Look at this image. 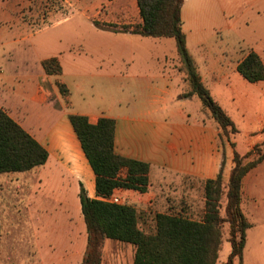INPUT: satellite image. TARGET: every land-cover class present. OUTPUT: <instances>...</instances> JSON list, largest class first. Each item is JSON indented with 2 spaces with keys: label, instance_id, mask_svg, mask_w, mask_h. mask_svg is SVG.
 Segmentation results:
<instances>
[{
  "label": "rangeland",
  "instance_id": "obj_1",
  "mask_svg": "<svg viewBox=\"0 0 264 264\" xmlns=\"http://www.w3.org/2000/svg\"><path fill=\"white\" fill-rule=\"evenodd\" d=\"M4 1L3 7L8 9V13L7 16L0 15V71L6 74V79L0 76L1 101L13 97L16 89L28 91L42 70L41 60L50 57H57L62 62L64 77L69 81H73L72 77L79 69H87L86 72L90 73L99 68L128 74H178L180 83L187 81L173 38L157 41L152 37L122 32L124 25L136 24L140 20L136 0ZM234 7L233 12L226 15L217 4L200 6L197 10L198 17L218 22L216 29H212V22L208 23L205 33V47L214 51L213 54L207 56V51L200 54L202 47L195 50L203 73V69L212 65L231 66L239 55L250 49L258 51L264 60V0H239ZM97 23L101 26L114 24L113 28L120 32L97 26ZM237 75L242 78L240 82L233 80ZM231 78L233 86L214 92L237 123L238 131L231 133L229 139L211 114L203 110L201 103L192 102L190 110L195 112L194 116L199 114L205 123L216 124L225 145H222L220 137L218 143L224 150L232 148L233 152L236 150L241 155L254 148L263 152L264 82L251 83L238 71H233ZM96 85L91 95L94 100L121 101L118 93L122 88L116 81L112 85ZM123 89L127 99L134 101V91L126 82ZM231 97L237 100H231ZM66 105L71 107L67 101ZM254 155L250 159L258 154ZM12 174H0V264L82 262L87 247L82 213L79 219L78 215L66 212L63 206L58 205L59 199L52 197L59 191L52 193L38 176L26 177L20 172ZM178 179L169 191H159L162 198H157L149 209L143 211L147 213L142 217L140 227L145 232L154 230L153 217L157 212L181 214L196 220L202 218L204 183L190 178ZM228 179L224 178V182ZM120 198L123 203L132 204L130 196ZM142 201L141 204L145 202ZM224 206L223 203V215ZM243 210L251 227L247 231L248 245L241 257L243 261L236 264H249L254 253L264 256V165L246 182ZM222 237L217 264H224L231 252L228 223L222 226ZM117 242L112 239L104 242V264H113L112 257L116 255L125 256L129 264L131 251L128 245ZM72 254L75 258L69 263Z\"/></svg>",
  "mask_w": 264,
  "mask_h": 264
},
{
  "label": "crops",
  "instance_id": "obj_2",
  "mask_svg": "<svg viewBox=\"0 0 264 264\" xmlns=\"http://www.w3.org/2000/svg\"><path fill=\"white\" fill-rule=\"evenodd\" d=\"M238 1L184 0L181 9L182 29L186 36L187 47L195 59L202 80L235 123L234 117L214 92L222 87L233 86V80L241 81L242 78L238 75L232 80L231 74L233 71L237 73V65L247 52L239 55L231 66L212 65L210 68L203 69V73L195 50L202 47L200 54L207 51L209 52L206 54L207 56L214 52L205 47L207 44L205 33L208 23L212 22V29H216L218 26L216 19L198 17V8L217 4V6H221V11L226 15L227 12H233L234 5ZM4 4L5 1L0 0V15L7 16L8 9L3 7ZM228 27L230 28V26ZM163 38L168 39L167 37ZM163 38L154 39L162 41ZM256 52L260 55L258 51ZM176 55L178 56L177 49ZM60 63L62 65L61 61ZM86 70H77L72 77L73 81H69L64 77L63 66L61 75H48L42 66L37 79L31 83L28 91L25 92L19 88L15 90L13 97L6 98L4 101L0 100V106L49 152V158L45 164L20 173L26 177L35 176L37 178L38 176L41 178L42 184L46 185L52 193L54 190L59 191L57 196L53 195L52 197L59 199L58 205L63 206L66 212L78 215L80 219L82 211L79 195L82 186L90 197H97L96 176L73 129L69 119L70 113L86 115L93 124H96L101 117L114 118L116 120L114 141L116 153L150 164L151 184L148 191L140 193L127 190L121 195V197L123 195L130 196L132 204L129 205L137 209H149L157 198H162L159 191L161 193L169 191L173 182L178 178L179 181L183 178H190L199 183L216 178L224 155L226 169L223 171V176L225 179L229 177L233 167V149L226 147L224 150L219 145L220 132L216 124L209 125L198 117L199 114L194 116L195 112H191V103L195 101L201 103V107L203 110L205 109L196 95L184 96L190 91L188 81L184 80L180 83L178 74L168 75L161 72L128 74L99 68L87 73ZM0 76L6 79V74L3 71H0ZM58 79L64 81L70 90V108L67 107L66 99L56 84ZM115 81L122 88L118 93V96H121V101L110 99L107 102L102 99L94 100L91 97L96 84L112 85ZM124 82L134 91L132 94L134 101L127 99V94L123 89ZM263 82L260 81L257 84ZM180 85L183 86L180 87ZM262 95L264 97V94ZM231 100H237V98L231 97ZM261 124H264V118L261 120ZM262 165H264V161L244 178L243 202L248 178L260 170ZM12 173L18 172L7 174ZM142 200L145 201L144 205L141 204ZM204 205L203 197V207ZM148 211L150 213L151 210ZM247 241L245 249L248 245ZM124 245H128L127 247L131 251L129 264H133L135 247L127 243ZM74 258L72 254L68 262H72L71 260ZM123 259L125 260V256H113L112 263L122 264ZM242 261L240 257H237L233 264ZM124 262L128 264V261ZM80 263L77 262V264ZM102 264H104V260ZM249 264H264V256L258 253L252 254Z\"/></svg>",
  "mask_w": 264,
  "mask_h": 264
},
{
  "label": "trees",
  "instance_id": "obj_3",
  "mask_svg": "<svg viewBox=\"0 0 264 264\" xmlns=\"http://www.w3.org/2000/svg\"><path fill=\"white\" fill-rule=\"evenodd\" d=\"M183 1L136 0L141 21L124 25L122 32L173 38L181 70L190 85V91L184 96L196 95L229 139L230 134L238 129L204 84L187 47L182 29ZM97 26L120 32L113 28L114 24L101 26L97 23ZM42 66L48 75L62 74V65L57 57L44 59ZM237 71L251 83L264 81V62L254 50L247 52L237 65ZM56 84L70 104L68 86L60 80ZM69 119L96 176L97 197H90L83 186L79 195L87 231V247L81 264H102L107 239L132 244L135 247L133 264H217L223 244L224 223L229 224L231 244V252L224 264H233L237 257L241 258L247 231L251 227L242 208L243 181L264 161V151L254 148L241 155L235 150V166L227 182H224L223 160L217 177L204 183L205 206L201 219L157 212L153 217L154 230L145 232L140 226L147 212L109 199L121 197L127 190L147 192L151 184L150 164L116 153L114 118L101 117L93 124L86 115L70 113ZM220 138L224 146L222 134ZM254 154H258L257 157L250 159ZM48 158V150L0 106V174L29 171L45 164ZM223 203L225 215L221 213Z\"/></svg>",
  "mask_w": 264,
  "mask_h": 264
},
{
  "label": "built area",
  "instance_id": "obj_4",
  "mask_svg": "<svg viewBox=\"0 0 264 264\" xmlns=\"http://www.w3.org/2000/svg\"><path fill=\"white\" fill-rule=\"evenodd\" d=\"M109 201L114 202V203H119V204L123 203V201L121 200V198L118 197V196H113V197H111V198L109 199Z\"/></svg>",
  "mask_w": 264,
  "mask_h": 264
}]
</instances>
